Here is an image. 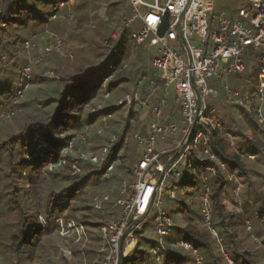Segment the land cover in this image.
<instances>
[{"label": "trees", "instance_id": "1", "mask_svg": "<svg viewBox=\"0 0 264 264\" xmlns=\"http://www.w3.org/2000/svg\"><path fill=\"white\" fill-rule=\"evenodd\" d=\"M22 1L0 0V8L5 4L4 11L9 2L21 6ZM69 2L77 4V0L54 3L49 18L51 15L59 18L48 22V27L50 32L61 37L64 33L68 34L66 45L72 48L71 59L67 56L63 58L56 52L42 58L39 64L42 66L36 67L31 77L34 91L27 101L17 102L14 92L0 94V114L4 116L0 119L3 122L0 125V230L7 236L12 232L7 247L17 264L21 260L25 264H100V229L119 220L120 214L114 204L120 187L124 184L129 189L134 182L132 169L138 160V146L129 134L145 130L144 125L139 128L137 118L130 112L112 144L108 145L109 140L105 137L93 135L94 139H99L98 144L89 147L93 156H100L102 146L107 145L101 165L105 169L114 164L113 172L106 178L102 172L96 171L94 165L84 164L75 157L80 146L78 142L74 143L71 155L61 157V150L77 134L91 128L101 113L109 119L120 108L112 106L93 111L100 96L103 98L106 94L121 92L122 86L131 84L133 77L128 64L133 51L140 47H134L124 33L116 41H111L123 17L130 16V8L122 13L116 27L109 33L108 24L112 21L108 20L107 12L110 4L88 6L89 10H83L78 5L76 10H83V13L76 15V22L71 23L66 18L60 19ZM0 13L3 15V12ZM88 24H91L90 27ZM250 56L254 58L247 59V68L251 65L254 68L258 57L255 54ZM143 66L138 69L136 77L155 78L151 63L150 71L146 65ZM45 72H50L52 78L44 76ZM241 78L238 76L235 79ZM41 85L46 88H41ZM252 85L253 90L257 86L256 79ZM219 105L223 121L217 119V128L209 138L211 151L218 162L209 160L202 153L192 152L185 161V167L193 170L200 185L197 188L194 182H187L184 188L193 190V199L188 196L183 201L184 195L179 189L171 197L166 195L164 211L170 217L178 207L183 225L174 223L170 229L165 239L166 247L160 254L161 264H196L192 251L172 247L179 241L190 244L201 264H229L226 258L232 264H261L260 259L264 260V240L262 243L255 242L254 229L249 228L251 231L246 232L251 227L248 218L252 216L258 223L260 235L264 237V130L253 114H247L240 108L226 107L221 100ZM226 111H238L239 114L238 122L231 115L232 124L243 138L237 150L231 142L233 133L224 124ZM49 153L54 155L51 161L46 159ZM248 156H253V160H249ZM218 163L223 164L224 171ZM72 165L81 167L83 173L71 176ZM209 166L215 168L214 175L204 173ZM232 174L242 178L247 190L251 191L254 206L250 205V209L244 206L240 212H234L225 206L224 194L231 185ZM29 175L33 178L31 181L27 180ZM174 175L168 182L175 180L177 174ZM202 177L206 178L205 182ZM62 183L65 185L60 188ZM204 184L209 188L212 226L219 242L202 225L201 218L198 219V197ZM112 187L115 190L110 193L109 200L103 203L101 209H95L92 205L94 196L102 197ZM98 191H102L101 194ZM243 201L245 205L247 198ZM56 220L61 221L64 227L69 222L82 226L88 245L80 249V243L76 241L77 244H74L70 240L71 252H62L51 240L54 233L57 235L62 231ZM238 233H241L242 239H252L251 245L239 248L241 240ZM129 237L134 246L130 250L123 247L122 264H156L150 250L156 246L157 240L140 226L132 230Z\"/></svg>", "mask_w": 264, "mask_h": 264}, {"label": "built area", "instance_id": "2", "mask_svg": "<svg viewBox=\"0 0 264 264\" xmlns=\"http://www.w3.org/2000/svg\"><path fill=\"white\" fill-rule=\"evenodd\" d=\"M127 1L131 16L123 17L122 24L112 34L111 41H116L135 23H139L140 28L129 34L133 46L143 45L151 36L150 46H157L158 50L151 61L155 78L144 80L143 76L137 78V81L134 80L136 90L132 96L126 94L123 102L125 113L148 110L156 121L160 120L167 101L164 96L156 98V94L162 90L166 94L167 88L173 85L180 117L173 116L165 123H155L143 133L132 135L133 141L140 149L139 158L132 169L134 182L129 189L124 184L120 187L119 197L114 204L120 214L119 220L100 229V264H118L121 239L123 238L122 250L123 247L130 250L134 246L129 237L131 231L124 236L126 230L142 218L143 222L154 209L157 210V215L154 217V228L150 236L157 240V244L150 253L155 263L161 264L160 254L166 247L165 239L174 225V221L162 208L161 202L163 195L172 196L168 180L174 178L176 168L185 164L192 152L202 153L208 156L209 160L218 162L209 144V138L217 128V123L212 114L207 113L205 102L208 96L218 98L220 92V100L224 106L240 108L247 114H253L257 124L264 130V0H243L246 8L241 12L249 18L247 25L223 15L213 16L214 0ZM55 17L53 16L52 20ZM34 48L35 45L26 43V50L32 51ZM56 51H59V44ZM250 54L258 57V64L255 65L257 86L253 90H240L230 86V79L242 76L248 70L247 59L254 58ZM41 60L42 58L33 57L28 67L23 70L24 82L14 94L16 101L29 89L27 80L30 66L39 65ZM106 97H109V94H106ZM107 129L108 126L104 125L97 134L100 135ZM114 140L115 137L111 139V144ZM72 147V142H69L61 150V157L64 158L71 152ZM106 153L107 149L104 148L98 157H89L88 160L81 155V158L88 160L96 171L102 172L106 178L114 169L113 163L103 169L101 158ZM175 155L177 157L157 185L160 174ZM248 158L253 160V156ZM218 165L221 170H225L223 164ZM72 170L75 174L80 173L76 166H72ZM204 173L214 175L216 171L214 167L209 166L205 168ZM202 180L205 182L206 178L202 177ZM113 190L115 187L102 197H94V208L101 209ZM198 202L202 225L219 242L218 234L212 226L209 188L205 184ZM56 224L62 226V234H65L66 230L75 231L77 236L83 234V228L73 222L69 223L66 229L61 221L56 220ZM172 247L192 251L196 264H201L190 244L179 241Z\"/></svg>", "mask_w": 264, "mask_h": 264}, {"label": "rangeland", "instance_id": "3", "mask_svg": "<svg viewBox=\"0 0 264 264\" xmlns=\"http://www.w3.org/2000/svg\"><path fill=\"white\" fill-rule=\"evenodd\" d=\"M63 0H24L21 4V6L12 5L10 2L7 3L6 9L3 11L4 5L2 4L0 8V12H3V15L0 17V94L9 92L15 94L17 88L24 82L22 78V72L23 70L28 67L29 61L33 58H46L51 53H58L63 56V58H69L71 59L72 55V48L66 45V40L68 38V34L64 33L62 37L56 33H52L49 31L48 22L55 21L59 16H56L54 20H52V15L49 18V14L51 11V8L53 7L54 3L62 2ZM113 0H77V4L73 5L72 3H68L66 10L63 14H60V19L66 18V20H69L71 23L76 22L75 18L76 15L82 14L83 10L88 8L90 6H97L100 4H110L108 13V20L112 21L110 24H108L109 33H111L114 28L116 27V22L119 20V18L123 15L125 11L129 8L128 3L126 0H117L116 2H112ZM85 2V3H84ZM88 2V3H87ZM86 4V5H85ZM162 4V3H161ZM81 6L83 10H76V8ZM89 6V7H88ZM61 7V6H60ZM246 8V4L243 0H214V7H213V16H220L223 15L226 18H230L233 21H240L244 25H247L248 19L246 16H244L241 12V10ZM65 9V8H64ZM63 10V8H62ZM241 12V13H240ZM131 16V14H130ZM49 18V19H48ZM209 23L211 21V18L208 19ZM109 21V22H110ZM246 21V22H245ZM89 27L91 24H88ZM74 26V25H73ZM73 26L71 28H73ZM121 26V24H120ZM119 26V27H120ZM140 28L139 23H135L129 31L125 32L124 34L129 37L130 32L137 31ZM150 40H152V37L150 36L149 39L135 51H133L132 56L130 57V62L128 64V70L130 73H132L133 80L131 84H127L122 86L121 92L112 93L109 94V97L100 96L98 100L95 103V107L93 111H100L107 107L112 106H120V108L111 115V118L104 117L105 114L101 113L98 120L95 122V124L91 127L85 130L84 133H79L75 136V139L72 140V144L78 142V151L77 155L75 157H78L81 159V161L85 163H89V157H93V152L89 149L90 146H95L98 144L99 139H94L93 135L96 134L98 138L105 137L108 141V145L111 144V139L113 137L116 138L119 135V129L123 127V124L125 123V120L127 119L128 114L125 113L126 107H124L122 104L125 101L126 94L132 96L135 89L134 80L137 81V71L140 67H145L143 65H146V68H149L150 71V63L152 58L155 57L157 54L158 47L157 46H150ZM29 42L31 46L35 45V48L31 50H26V43ZM57 44H59V51H56ZM67 56V57H66ZM42 65H31L30 66V73H29V80L27 82L29 83V89L28 91L23 95L21 99L22 101H27L30 96L33 94L34 88L31 84V77L33 76V73L36 69V67H41ZM248 66V65H247ZM40 71V70H39ZM48 78H52L50 72H45V75ZM251 77L252 79L248 80V78ZM148 76L144 77V80H147ZM243 78V79H242ZM241 79H230L229 83L230 86L245 90L250 89L253 87V82L256 78V70L255 66L254 68L251 65V68L249 67L248 70L242 75ZM50 84V83H49ZM41 88H46L45 85H41ZM245 87V88H244ZM139 92V90H137ZM165 98L167 101V104L165 105L164 109L162 110V116L160 120L156 121L149 113V111H140L138 113H133V115L137 118V122L139 125V128L144 125V128H147L151 125L162 124L170 120L171 117H180L179 107L176 102V97L174 93V87L171 85L167 88L166 94H164V90L160 91L156 94V98L160 99L161 97ZM220 96L221 93H218V98H213L211 96H208L205 106L207 109V113H211L212 116L215 118V122L217 123V119H222V113H220ZM151 105H154L151 103ZM157 105V103H156ZM236 110V109H235ZM1 111V110H0ZM30 111V110H28ZM231 111V110H230ZM230 111H226L224 114L225 117V126L230 127L231 132L233 133V138L231 139L232 146L234 150H237V145L241 144L243 142V138L241 137V134L237 133V129L234 127V125L231 122V115L233 119H235V122H238L239 119L237 116H239L238 111L235 113H231ZM136 114V115H135ZM3 119L4 116L0 119ZM111 121V122H110ZM130 123L132 124L133 121L130 120ZM2 120L0 121V125H2ZM104 125L108 126V129L104 131L102 134L98 135V130L104 128ZM242 129H244V126H242ZM142 132V131H138ZM242 132V131H241ZM137 133V132H136ZM130 136L133 135V133L129 134ZM114 140V141H115ZM37 143V142H35ZM135 144V143H134ZM107 145L102 146V150ZM73 148V147H72ZM138 148V147H137ZM137 158L139 157L140 149H137ZM73 151V149L71 150ZM67 155H71V152H69ZM81 155L85 156L88 160L84 161L81 158ZM48 157L46 159L53 160V154L49 153L47 154ZM98 157V156H95ZM43 158H40V160H43ZM250 160V159H249ZM36 162V160H35ZM135 165V164H134ZM76 166V165H72ZM70 175H76L74 171L72 170ZM78 169H80V173L82 174L83 170L81 167L76 166ZM31 166L27 168L28 171H30ZM264 169V167H263ZM176 178L175 180H170L168 182L169 190L172 195L180 193L184 195L183 201L187 200V197L193 195V190L184 188V184L187 182H194L197 188H199L200 181L199 179L194 175L193 170L186 168L185 164L180 165L175 170ZM28 176L27 180L31 181L33 178ZM232 180L230 181L231 185L228 186V190L224 194V204L227 207L228 210L234 211V212H240L244 209V206L246 208H249L250 205L254 206V203L251 200V191L249 192L247 189V185L245 184L244 180L242 178H238L236 175L232 174L230 176ZM26 180V181H27ZM237 181V183L235 182ZM65 184L62 183L59 187L62 188ZM56 186V185H55ZM58 189V187H57ZM179 189V191H178ZM247 191L249 194L247 195ZM102 191H98V194H101ZM237 193V194H236ZM96 197V196H94ZM245 198H247V201H244ZM193 199V198H192ZM162 208L164 209V203L166 202V196L163 195L162 197ZM252 207V206H251ZM250 209V208H249ZM252 209V208H251ZM179 208L177 207L174 213L170 216L173 220L175 225L182 226L183 223L181 221V218L179 216ZM1 214V213H0ZM157 215V210L154 209L150 213L149 216L145 218V220L140 223L137 228L140 226V229H143V231L146 234H150L151 231L154 228V217ZM200 215H198V219H200ZM248 221L251 224L250 229H254L253 235L257 239H254L255 242L260 241V243L263 242L264 237L260 235L259 233V227L258 223L255 222L254 218L250 216L248 218ZM71 223V222H69ZM67 223L66 226L69 224ZM65 226V229H66ZM64 229V230H65ZM247 229L246 232H250L251 230ZM63 232V231H62ZM60 231L59 234L56 235L54 233L52 235V242L54 245L60 248L62 252L69 253L71 252V246L68 245V241H73L74 244L80 243V249L82 247H85L88 245V242L85 241V234L82 236H77L75 231L74 232H67L65 231V234ZM76 236H75V235ZM82 234V233H81ZM12 235V232L9 233L7 236L6 234H3V232L0 230V264H17L15 262V258L12 255V252L8 249V242ZM240 237V243L239 248L244 249L251 245L252 239L250 241H247L245 239H242L241 233H238ZM86 242V243H85ZM258 243V242H257ZM70 249V250H69ZM129 250V249H128ZM67 251V252H66ZM261 264H264V260L260 259ZM18 264H25L23 260L19 262Z\"/></svg>", "mask_w": 264, "mask_h": 264}, {"label": "water", "instance_id": "4", "mask_svg": "<svg viewBox=\"0 0 264 264\" xmlns=\"http://www.w3.org/2000/svg\"><path fill=\"white\" fill-rule=\"evenodd\" d=\"M177 157V155L174 156L173 159H171L168 164L165 166L163 172L160 174L159 179L157 181V185L160 183V181L162 180L163 174L166 172V170L171 166V164L174 162L175 158ZM143 219V218H142ZM142 219H140L139 221L135 222L134 224H132L125 232L124 236L126 234H128L130 231L134 230V228H136L141 222ZM122 245H123V238L120 241V246H119V253H118V264H122Z\"/></svg>", "mask_w": 264, "mask_h": 264}, {"label": "crops", "instance_id": "5", "mask_svg": "<svg viewBox=\"0 0 264 264\" xmlns=\"http://www.w3.org/2000/svg\"><path fill=\"white\" fill-rule=\"evenodd\" d=\"M146 129V128H145ZM79 225V224H78ZM82 227V226H81ZM83 228V227H82ZM85 234V232H84V229H83V234L82 235H84ZM85 236V235H84Z\"/></svg>", "mask_w": 264, "mask_h": 264}]
</instances>
